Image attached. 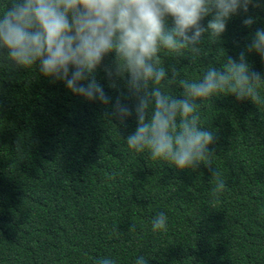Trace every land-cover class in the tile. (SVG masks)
Listing matches in <instances>:
<instances>
[{
	"label": "trees",
	"instance_id": "trees-1",
	"mask_svg": "<svg viewBox=\"0 0 264 264\" xmlns=\"http://www.w3.org/2000/svg\"><path fill=\"white\" fill-rule=\"evenodd\" d=\"M0 264H264V0H0Z\"/></svg>",
	"mask_w": 264,
	"mask_h": 264
}]
</instances>
